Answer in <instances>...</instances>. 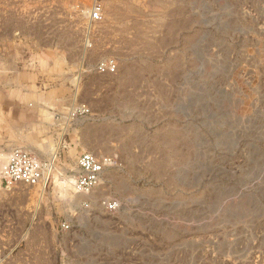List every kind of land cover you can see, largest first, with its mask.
<instances>
[{
  "label": "rangeland",
  "instance_id": "obj_1",
  "mask_svg": "<svg viewBox=\"0 0 264 264\" xmlns=\"http://www.w3.org/2000/svg\"><path fill=\"white\" fill-rule=\"evenodd\" d=\"M0 264H264V0H0Z\"/></svg>",
  "mask_w": 264,
  "mask_h": 264
},
{
  "label": "built area",
  "instance_id": "obj_2",
  "mask_svg": "<svg viewBox=\"0 0 264 264\" xmlns=\"http://www.w3.org/2000/svg\"><path fill=\"white\" fill-rule=\"evenodd\" d=\"M92 19H99L102 15V7L97 3L92 10ZM110 160L100 157L92 152H82L78 160V175L74 181V189L77 193H89L97 187L101 174ZM46 165L36 159L30 152L22 148L14 149L9 160L4 164L1 175L2 182L8 187L18 184L37 186L48 178L45 177ZM115 208V203L108 204Z\"/></svg>",
  "mask_w": 264,
  "mask_h": 264
},
{
  "label": "bare ground",
  "instance_id": "obj_3",
  "mask_svg": "<svg viewBox=\"0 0 264 264\" xmlns=\"http://www.w3.org/2000/svg\"><path fill=\"white\" fill-rule=\"evenodd\" d=\"M89 14V13H88ZM28 124H30V123H28ZM91 139V138H90ZM95 190V189H94ZM81 196L83 195V196H86V197H88V198H90L93 202H94V200L96 199L95 198V193H94V191H92V193L90 192V193H79ZM82 196V197H83ZM80 197V196H79Z\"/></svg>",
  "mask_w": 264,
  "mask_h": 264
}]
</instances>
